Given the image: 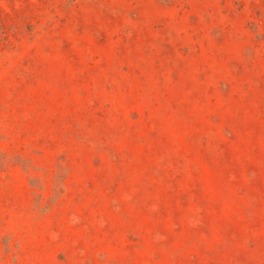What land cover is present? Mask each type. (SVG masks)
Listing matches in <instances>:
<instances>
[{
	"label": "rangeland",
	"instance_id": "obj_1",
	"mask_svg": "<svg viewBox=\"0 0 264 264\" xmlns=\"http://www.w3.org/2000/svg\"><path fill=\"white\" fill-rule=\"evenodd\" d=\"M0 264H264V0H0Z\"/></svg>",
	"mask_w": 264,
	"mask_h": 264
}]
</instances>
